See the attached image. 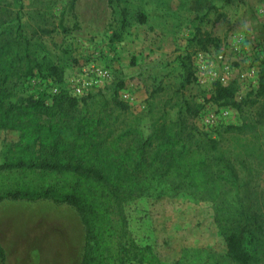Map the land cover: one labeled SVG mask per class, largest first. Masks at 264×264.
Masks as SVG:
<instances>
[{"label":"trees","instance_id":"trees-1","mask_svg":"<svg viewBox=\"0 0 264 264\" xmlns=\"http://www.w3.org/2000/svg\"><path fill=\"white\" fill-rule=\"evenodd\" d=\"M13 3L21 7L20 0ZM4 16L0 17V131L18 136L3 149L0 201L49 199L74 207L84 227L80 264H166L150 245L126 236L120 214L131 202L151 199L155 181L181 178L201 199L216 204L230 262L264 264V219L253 203L239 199L249 181L240 177L239 169L250 172V163L264 158L260 130L264 127V68L250 101H235V83L213 84L212 100L219 106L240 108L249 103L258 109L253 121L228 125L211 137L187 124L199 106L183 94L175 118L169 117L165 102L154 109L151 104L146 115L133 112L119 96L122 82L111 96L102 91L73 95L62 87L64 67L48 60L44 46L21 32L19 14L15 27ZM126 22L127 12L122 10L121 32ZM139 22H145L144 15ZM5 28L15 30L5 33ZM113 38L119 40L121 33ZM194 40L202 51L218 46L217 38L199 28ZM181 65L180 93L194 80L191 67ZM36 75L58 85L50 102L45 95H23L26 82ZM144 119L149 121L148 135L141 128ZM228 193L234 195L237 206L224 204ZM0 264H5L1 248Z\"/></svg>","mask_w":264,"mask_h":264},{"label":"rangeland","instance_id":"rangeland-1","mask_svg":"<svg viewBox=\"0 0 264 264\" xmlns=\"http://www.w3.org/2000/svg\"><path fill=\"white\" fill-rule=\"evenodd\" d=\"M20 5L0 0V17L6 13L15 27L19 14L21 32L44 46L48 60L64 67L62 87L73 95L75 83L90 82L94 69L101 68L109 78L79 97L98 91L111 96L122 82L119 96L133 112L146 115L151 104L154 109L165 102L169 117L175 118L183 94L199 106L187 124L211 137L228 125L255 118L256 104L219 106L212 95L215 82L235 83L237 103L253 99L264 68V0H20ZM122 10L127 12L123 32ZM140 15L145 16L144 23L139 22ZM6 28L5 33L15 30ZM197 28L217 38L218 46L200 50L194 40ZM114 33H121V38H113ZM182 63L191 67L194 80L180 93ZM55 88L58 85L36 75L26 82L23 95H45L50 102ZM141 128L149 134L147 119ZM260 130L264 143V127ZM17 136L0 131V163L5 145ZM250 165V172L239 169L240 177L249 180L239 199L253 203L264 219V158ZM151 188V199L121 209L130 240L150 245L166 264H234L226 257L214 202L201 199L181 178L157 180ZM225 199V205L237 206L232 193Z\"/></svg>","mask_w":264,"mask_h":264},{"label":"crops","instance_id":"crops-1","mask_svg":"<svg viewBox=\"0 0 264 264\" xmlns=\"http://www.w3.org/2000/svg\"><path fill=\"white\" fill-rule=\"evenodd\" d=\"M5 264H80L84 227L77 210L49 199L0 201Z\"/></svg>","mask_w":264,"mask_h":264},{"label":"built area","instance_id":"built-area-1","mask_svg":"<svg viewBox=\"0 0 264 264\" xmlns=\"http://www.w3.org/2000/svg\"><path fill=\"white\" fill-rule=\"evenodd\" d=\"M93 73H94L95 77L90 82H85L83 84H79V82H77L74 84L73 92H74L75 96L79 97L81 94L84 93V90H86V92H87V91L93 89L94 87H98V84L100 83L101 80L108 79L110 76L108 71L101 69V68L94 69ZM57 92H58V88H55L53 90L52 95L56 94ZM123 98L124 99L127 98V95L124 94Z\"/></svg>","mask_w":264,"mask_h":264}]
</instances>
